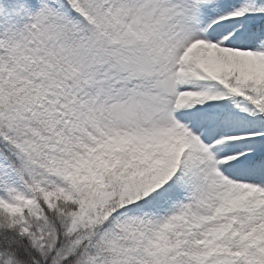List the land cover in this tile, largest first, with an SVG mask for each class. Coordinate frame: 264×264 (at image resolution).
<instances>
[{
	"label": "snow or ice",
	"instance_id": "snow-or-ice-1",
	"mask_svg": "<svg viewBox=\"0 0 264 264\" xmlns=\"http://www.w3.org/2000/svg\"><path fill=\"white\" fill-rule=\"evenodd\" d=\"M0 264H264V0H0Z\"/></svg>",
	"mask_w": 264,
	"mask_h": 264
}]
</instances>
